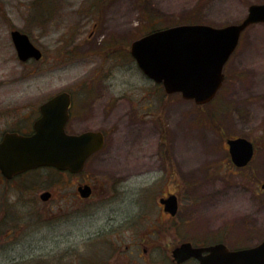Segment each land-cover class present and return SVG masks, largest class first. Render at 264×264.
<instances>
[{"label": "rangeland", "instance_id": "obj_1", "mask_svg": "<svg viewBox=\"0 0 264 264\" xmlns=\"http://www.w3.org/2000/svg\"><path fill=\"white\" fill-rule=\"evenodd\" d=\"M254 4L264 0H0V109L33 112L57 92L93 93L89 121L77 131H105L102 155L111 156L90 161L75 180L93 187L88 201L77 200L74 181L33 173L31 186L54 198L37 199L35 208L31 192L32 211L19 210L24 226L0 264H66L74 250L119 264H171V249L183 242L238 250L264 239V23L245 29L218 98L205 106L167 96L130 55L148 33L238 24ZM12 30L26 34L42 60L19 61ZM231 137L256 146L244 169L230 162ZM146 164L157 171L135 169ZM166 193L179 197L172 224L158 204ZM144 236L154 244L141 243Z\"/></svg>", "mask_w": 264, "mask_h": 264}, {"label": "water", "instance_id": "obj_2", "mask_svg": "<svg viewBox=\"0 0 264 264\" xmlns=\"http://www.w3.org/2000/svg\"><path fill=\"white\" fill-rule=\"evenodd\" d=\"M259 23H264V4L251 5L238 24L219 28L188 24L152 32L132 43L131 55L149 78L163 83L167 93L178 92L186 100L206 104L221 87L224 65L236 49L242 32ZM11 38L20 61L41 59L42 53L26 34L14 30ZM68 107L69 94L64 92L40 107L42 115L34 124L32 136H6L0 144V169L6 176L41 167L81 172L88 157L102 148L103 137L99 132L66 134ZM227 145L235 166L245 167L251 161L253 145L249 140L229 139ZM79 191L85 198L91 193L88 186ZM41 197L45 201L49 194L43 193ZM161 203L165 211L171 215L176 213L175 196L162 199ZM172 255L177 263L196 258L199 264H264V240L240 250H229L224 244L193 248L184 243Z\"/></svg>", "mask_w": 264, "mask_h": 264}, {"label": "flooded vegetation", "instance_id": "obj_3", "mask_svg": "<svg viewBox=\"0 0 264 264\" xmlns=\"http://www.w3.org/2000/svg\"><path fill=\"white\" fill-rule=\"evenodd\" d=\"M137 67H138V65H137ZM138 69L141 72L142 76H144V78H146L148 81H150L155 87H161L167 96L178 94L181 96V98H183L182 95L178 92L167 93L163 83H158V82L154 81L153 79L148 78L142 72V70L139 67H138ZM63 92L64 91L57 92V93L52 94L50 97H47L45 99V101L41 102L38 105V107L33 109V112L28 111V112H24V113L20 114V111L16 108L7 107V108L0 109V123H1V126H0V144L3 143L6 136H8V135L16 134V135L22 136V137L32 136L34 134V124L41 117V111H40L41 105H43L47 101L51 100L52 98L62 94ZM68 94H69L68 116L65 120V125H64V130H65L66 134L78 135V134H81L83 132L93 131V132L101 133V135L103 137V146H102L101 150L95 152L86 160L85 167L80 172V173H82L85 170L87 163H89L90 161H94L97 159L105 160V159H109L111 157L110 154L109 155H102L103 154L102 152L104 151L106 144L108 142V136H107L106 132L101 130V129H96V130L95 129H87V130L85 129V130L80 131V132L77 131V129H79L80 125L89 121V119L87 118V116L89 115L88 113L91 112L92 107L95 104L93 101H90V98H96V99H98V98L93 96V93L68 92ZM99 99H101V98H99ZM129 105L131 106V103H129ZM134 105H135V109H137L138 105L136 103ZM106 106L108 107L109 104L106 103L105 107ZM139 110H142L141 102H139ZM147 115H149V112L147 113ZM235 138H237V137H231L229 139H235ZM229 139L226 140V146H227V151L229 154L230 162L234 168L238 169L231 161V156L229 153V147L227 145V141ZM250 142L253 145V156H252V160L249 162V164L246 167H248L251 164V162L253 161L255 154H256V146H255L253 141H250ZM246 167H244V168H246ZM244 168H239V169H244ZM41 169H46V170L52 171L53 173L60 175L61 177L64 176L63 178L66 177V179L69 181H74L71 184L73 186L75 184V187H76L75 196H76L77 200H79V198H80V199L88 201V200H91L93 198V190L94 189L90 184L85 183V184L79 185L78 181L75 183V180H77L79 173H71L69 171H59V170L52 168V167H43V168H38V169H34V170H28V171H25V172H22L19 174H14V175L8 177L0 169V252L2 250H5L3 248L8 247V244H9L8 241L10 240V237L15 236L18 233L17 230L24 226L23 223L25 222L26 215L22 214L23 212H21L19 210L26 209L27 211H32L31 205H30V199H29L30 195L32 194L31 192L34 191V194H32V195H34V200H33L34 203L32 204V206L35 208L37 207V203H36L37 199H39L40 203L47 205V202H49V201L51 202L54 198L52 191H48L46 189H43L44 186H42V185H39V186L32 185L31 186V183L33 184V181H32L33 173H36L37 171H39ZM82 186L90 187L91 194L87 198H84L79 191V188H82ZM40 189H43V190L39 191ZM37 191H39V192H37ZM43 193L49 194V198L45 201L41 197ZM170 195H175L179 201V197L177 194L166 193L164 196H162L158 199V204H159L160 208L162 209L163 213L166 215L167 220L172 224L174 222V218L177 216L178 213L175 216L170 215L168 212L165 211L164 204L161 203V199L167 198ZM16 210H17V212H15ZM178 210H179V204H178ZM42 216L46 217L44 213H40L38 215V217H41L40 220L42 219ZM23 217H24V219H23ZM149 237H152V236H149ZM11 240H13V239H11ZM141 240H142L141 243H143V242H146L147 244L153 243L152 241L148 240L147 236L142 237L140 239V241ZM183 243H190L191 246L194 248H206V247L215 245V244H212V245L201 246V245H194L191 242H183ZM183 243H181V244H183ZM216 244H218V243H216ZM180 245H178V246H180ZM178 246L173 247V249H171V251H170L171 264H186L189 261H193L195 264H198V260L195 258H190V259H188L182 263H176V261L174 260V258L172 256V251ZM87 247L89 248L88 245H87ZM144 252H146V249H144ZM88 255L91 256L90 259H89ZM69 256H71L72 258H70V261L66 264H119L118 260L111 261L110 257H103V258H99L101 260H98L94 254L90 255L89 251H85L84 253H80V252L77 253V251L74 250V251H71V254H67V257H69ZM88 260H90V263L88 262ZM55 264H56V262H55ZM57 264H64V263H57Z\"/></svg>", "mask_w": 264, "mask_h": 264}, {"label": "bare ground", "instance_id": "obj_4", "mask_svg": "<svg viewBox=\"0 0 264 264\" xmlns=\"http://www.w3.org/2000/svg\"><path fill=\"white\" fill-rule=\"evenodd\" d=\"M194 154V153H193ZM184 159V158H183ZM182 162H184L185 163V161L183 160ZM136 170H138V171H140V170H142L144 173H152V174H154L157 170L155 169V166H153V165H141V166H138V167H136L135 168ZM137 171V172H138ZM128 172V169H124V173H127ZM141 173V172H140ZM138 174V173H137Z\"/></svg>", "mask_w": 264, "mask_h": 264}]
</instances>
